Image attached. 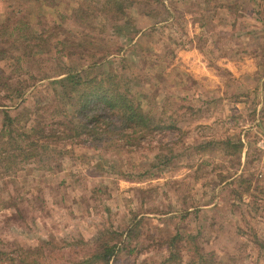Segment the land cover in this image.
I'll return each mask as SVG.
<instances>
[{"label": "rangeland", "instance_id": "rangeland-1", "mask_svg": "<svg viewBox=\"0 0 264 264\" xmlns=\"http://www.w3.org/2000/svg\"><path fill=\"white\" fill-rule=\"evenodd\" d=\"M101 1L83 13L85 0H0V26L19 3L10 25L47 32L33 58L18 60L21 46L0 57V132L7 113L19 115L14 136L41 131L44 108L68 101L55 81L83 82L91 64V76L123 77L146 117L121 137L0 168V264H69L96 238L118 242L109 264H264V0H161L121 21Z\"/></svg>", "mask_w": 264, "mask_h": 264}, {"label": "trees", "instance_id": "trees-1", "mask_svg": "<svg viewBox=\"0 0 264 264\" xmlns=\"http://www.w3.org/2000/svg\"><path fill=\"white\" fill-rule=\"evenodd\" d=\"M88 1L94 0H85L84 10L79 8L83 13L87 11L86 7L91 8ZM160 3H162L161 0H102L99 5V11L114 21H121L126 17V10H130L134 5L152 7ZM21 7L22 4L19 5L18 3L17 6L8 5L6 8L10 12H7V22L0 26V57L6 56L14 50L20 51L18 46L22 47L20 51L22 56H18V60L21 58H33L38 52L44 51V47L41 45L46 43L43 40L47 36L46 30H41L42 35L24 31L23 28L29 25L28 22L24 24V21H21V17L14 21V26L10 25L11 20L9 18H15L14 11L19 10ZM18 25L21 27L17 28L16 26ZM94 67H96L95 64H91L82 71V76L85 78L83 82L78 76L80 73L76 76L66 74L68 76L65 75V78L55 81L62 85L68 101L65 102L66 104L62 108H58L57 111L49 112L48 106L44 108V112L50 114L51 122L42 127L41 131L37 129H30L29 132L24 133L19 131L14 136L16 130H13L12 127L19 121V115L15 118H12L8 113L5 115L3 128L0 132V168L4 173L13 170V168V173L17 171L20 161L31 160L36 162L35 159L41 158L48 153V155H59L61 153L65 155L67 152H61L59 147L66 143L79 145L86 141L101 143L107 141V137H121L130 129H143L145 127L146 117L141 110L140 104H136L129 96L128 88H125L123 92L121 91V78L123 77L120 78L112 73L106 77L91 76L90 74L91 71L93 72ZM1 73L0 71V75ZM117 78H120V80L118 81ZM80 86L82 92L76 98L71 97L70 91H76ZM17 91L20 92L21 90L17 89ZM67 107L70 108V114L66 110ZM6 132L8 133V140L3 142V134ZM82 137H85L86 140L77 142ZM41 140L44 141L39 142ZM65 151H67L66 148ZM3 172H0V177ZM117 243L113 242V240L108 242L101 238H96L93 243L94 247L87 256L69 264H109L121 250ZM169 245L172 249H175L177 243L172 238ZM196 251L201 258L202 255L199 249ZM174 252L175 250H172V257L170 255L168 261L174 258ZM128 254H131V251L126 253V255ZM15 262L35 264L36 260L30 259L29 256L23 259L18 257L11 259L9 264H15Z\"/></svg>", "mask_w": 264, "mask_h": 264}, {"label": "built area", "instance_id": "built-area-1", "mask_svg": "<svg viewBox=\"0 0 264 264\" xmlns=\"http://www.w3.org/2000/svg\"><path fill=\"white\" fill-rule=\"evenodd\" d=\"M257 149L260 154V163L257 170L255 171L254 177L256 181L264 182V137L259 140Z\"/></svg>", "mask_w": 264, "mask_h": 264}]
</instances>
